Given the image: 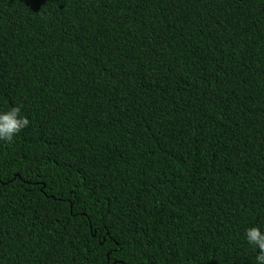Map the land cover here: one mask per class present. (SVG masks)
I'll use <instances>...</instances> for the list:
<instances>
[{
    "label": "trees",
    "instance_id": "obj_1",
    "mask_svg": "<svg viewBox=\"0 0 264 264\" xmlns=\"http://www.w3.org/2000/svg\"><path fill=\"white\" fill-rule=\"evenodd\" d=\"M0 264H256L264 0H0Z\"/></svg>",
    "mask_w": 264,
    "mask_h": 264
},
{
    "label": "clouds",
    "instance_id": "obj_2",
    "mask_svg": "<svg viewBox=\"0 0 264 264\" xmlns=\"http://www.w3.org/2000/svg\"><path fill=\"white\" fill-rule=\"evenodd\" d=\"M29 124V118L21 113L18 106H12L6 111L0 110V142H13ZM243 239L249 246L258 250L255 255L256 264H264V228L259 225L247 227Z\"/></svg>",
    "mask_w": 264,
    "mask_h": 264
}]
</instances>
